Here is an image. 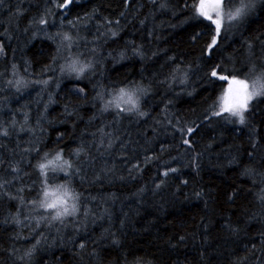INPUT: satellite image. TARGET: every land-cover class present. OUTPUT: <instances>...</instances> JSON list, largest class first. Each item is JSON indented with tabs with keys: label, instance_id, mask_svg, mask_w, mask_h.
<instances>
[{
	"label": "trees",
	"instance_id": "trees-1",
	"mask_svg": "<svg viewBox=\"0 0 264 264\" xmlns=\"http://www.w3.org/2000/svg\"><path fill=\"white\" fill-rule=\"evenodd\" d=\"M61 2H0V264H264V96L243 124L212 115L229 80L264 73V0L211 50L199 0ZM121 88L138 111L115 107ZM56 152L72 167L48 184L78 211L37 228Z\"/></svg>",
	"mask_w": 264,
	"mask_h": 264
},
{
	"label": "snow or ice",
	"instance_id": "snow-or-ice-1",
	"mask_svg": "<svg viewBox=\"0 0 264 264\" xmlns=\"http://www.w3.org/2000/svg\"><path fill=\"white\" fill-rule=\"evenodd\" d=\"M2 2V0H0ZM72 0H62L60 7H66L70 4ZM232 0H229L231 4ZM254 6V0H240V7H237L235 11H229L225 13L223 11L224 0H199L198 6H195V12L205 18L206 20L211 21L212 24L215 25V35L212 37L211 43L208 45V49L211 50L217 44V38L221 33L222 22L225 17L229 21L238 19L242 14L245 13L246 10L251 9ZM213 13H215V18L213 17ZM40 24L46 23V21L42 18L39 21ZM117 33L112 32V35L115 36ZM64 40H70L71 37L67 34L63 37ZM70 47V45H69ZM2 51V48H0ZM70 71L76 72L78 75L82 74L87 67L90 65H83L77 67V61H73L69 66ZM211 76L218 77L221 80H227V76L219 75L217 71L214 69L211 72ZM11 83V82H10ZM19 83V81L17 82ZM47 83V81H45ZM235 86V87H234ZM80 91H83L81 89ZM264 96V73H261L259 76L252 81L251 90L250 85L247 80H240L233 78L229 81V88L226 94L220 97L219 101V110L213 111L212 115L220 116L223 113L227 112L231 116H236L239 118V123H245L244 113L248 110L249 101L253 100L256 97ZM113 101H109L108 104L105 105V110H107L108 106L112 104ZM121 103L124 105H130V107L123 108L121 107ZM115 107L120 109V111H138L139 103L138 99L135 97L134 92L126 91L124 88H121L119 91V96L116 98ZM140 116L145 115L144 112H138ZM194 129L189 128L187 132L190 134ZM0 135H8L7 130L0 132ZM185 144H189L190 141L184 140ZM81 149H78L76 154L79 155ZM48 154L45 153L46 163H40L37 167L40 171V174L44 177V188L42 199L33 200L31 203L38 207L44 209L45 212L52 213L50 217L41 216V219L36 222V227L38 228L41 223L48 222L49 226L52 222L60 221L62 224L64 223V219L69 216H75L78 208L75 203L76 200L79 199L78 195H75L67 185H57L56 187H51L48 184V171L51 170L53 172L65 171L66 168H71L72 165L68 160L63 159L62 152H56L52 159H47ZM13 171H18L17 169H13ZM170 171L175 172L176 169H171ZM168 173L166 172L165 175ZM4 182H0V189H3ZM23 191V189H20ZM264 199V197H261ZM69 200H72L73 203L69 204ZM86 214V213H85ZM16 223H21L18 219H16ZM39 243V241H37ZM81 248L84 247L83 244L80 245ZM26 256L31 255V251L25 254Z\"/></svg>",
	"mask_w": 264,
	"mask_h": 264
},
{
	"label": "rangeland",
	"instance_id": "rangeland-1",
	"mask_svg": "<svg viewBox=\"0 0 264 264\" xmlns=\"http://www.w3.org/2000/svg\"><path fill=\"white\" fill-rule=\"evenodd\" d=\"M198 4H199V2H198ZM223 11L225 12V13H227V11L226 10H224L223 9ZM214 15H215V13H213ZM215 18V17H214ZM227 19V16L225 15V17H224V20H226ZM230 81V80H229ZM229 81H228V83H227V85H226V89H225V91H224V93H223V95L222 96H224L225 94H226V92H227V90H228V88H229ZM235 87V86H234ZM250 90H251V86H250ZM227 114H229V113H227Z\"/></svg>",
	"mask_w": 264,
	"mask_h": 264
},
{
	"label": "water",
	"instance_id": "water-1",
	"mask_svg": "<svg viewBox=\"0 0 264 264\" xmlns=\"http://www.w3.org/2000/svg\"><path fill=\"white\" fill-rule=\"evenodd\" d=\"M72 2H73V0H72ZM72 2H71V3H72ZM71 3L68 4L66 7H62V9L65 10L66 8H68V7L71 5Z\"/></svg>",
	"mask_w": 264,
	"mask_h": 264
}]
</instances>
